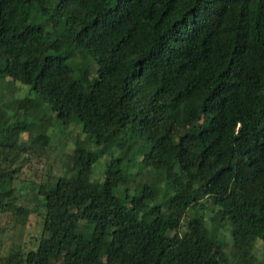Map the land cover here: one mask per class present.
Masks as SVG:
<instances>
[{"label": "trees", "instance_id": "1", "mask_svg": "<svg viewBox=\"0 0 264 264\" xmlns=\"http://www.w3.org/2000/svg\"><path fill=\"white\" fill-rule=\"evenodd\" d=\"M6 78L35 93L25 113L42 103L84 139L63 174L33 186L36 246L0 264H250L249 238L264 249V0H0ZM1 116L11 147L30 123ZM134 167L155 176L131 192ZM14 181L0 170V213L24 225ZM205 199L230 227L234 261L205 224Z\"/></svg>", "mask_w": 264, "mask_h": 264}, {"label": "rangeland", "instance_id": "2", "mask_svg": "<svg viewBox=\"0 0 264 264\" xmlns=\"http://www.w3.org/2000/svg\"><path fill=\"white\" fill-rule=\"evenodd\" d=\"M31 96L36 98L34 92L29 91V86L23 85L18 81H12L8 78L0 80V116L5 114L7 124H12L17 120H26L30 123L27 130L21 131L19 136L13 141V145L0 146V170L6 171L14 178L13 187L15 190L14 203L23 205L30 209L26 223L20 225L16 222L14 212L5 211L0 213V256H7L10 249L16 245H24L25 248H34L36 239L39 237L42 222L43 207L38 204L37 198L32 192L34 185L46 182L53 176L63 174L68 166V154L74 147L76 139H84L80 125L73 124L62 131L57 122L54 121L53 114L40 103L37 106L24 112V107L20 101ZM2 118V116H1ZM44 132L48 136L46 144L33 143L34 136ZM4 133L0 132V139ZM110 156L103 154L97 159L92 167L90 179L93 181L102 180L105 164ZM137 168H129L131 179L127 187L133 192L139 184H144L155 176L153 172H143L138 175L132 174ZM132 172V173H131ZM158 192L154 202L160 203L167 187L163 181H157ZM125 185H120L116 190L117 194H123ZM206 210L204 212L205 224L210 229H215L223 242V248L226 254L233 259L231 255V232L227 224H222L215 213V207L205 199ZM189 210L187 211V213ZM185 222L183 220L179 229L184 232ZM249 240L253 244V259L250 264H262L264 258V249L262 242L258 239Z\"/></svg>", "mask_w": 264, "mask_h": 264}]
</instances>
